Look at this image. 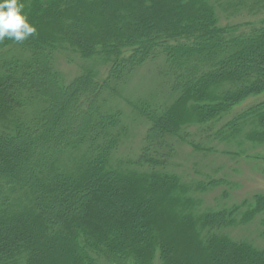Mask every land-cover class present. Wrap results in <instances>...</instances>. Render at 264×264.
<instances>
[{"label":"trees","instance_id":"obj_1","mask_svg":"<svg viewBox=\"0 0 264 264\" xmlns=\"http://www.w3.org/2000/svg\"><path fill=\"white\" fill-rule=\"evenodd\" d=\"M21 2L37 31L0 42V264H264V247L230 234L259 217L264 236V192L205 206L225 181L173 162L183 143L264 163V98L231 112L264 93V0ZM60 59L77 65L68 81ZM147 63L134 102L124 89Z\"/></svg>","mask_w":264,"mask_h":264},{"label":"rangeland","instance_id":"obj_2","mask_svg":"<svg viewBox=\"0 0 264 264\" xmlns=\"http://www.w3.org/2000/svg\"><path fill=\"white\" fill-rule=\"evenodd\" d=\"M243 13L236 14L232 17H225L223 12H221V23H235L251 19L256 20L254 16H241ZM77 61L79 62V60ZM59 67L66 81L77 72V65L67 63L62 59L59 60ZM153 70V64L151 63L137 68L130 81L126 84L124 96L135 102L140 96L144 95L150 86L149 79H152V75L154 74ZM262 98H264V93L255 97H249L235 106L231 112L235 113L248 104L259 101ZM119 105L125 112H130L129 105L124 100H119ZM142 124L144 123L140 122L139 124L138 122L133 124L134 127H131L128 138H126L120 147V154L124 156L130 154V156L134 157L135 154L133 153L139 147L137 143L144 130ZM188 132L190 133V140L192 142L203 146L214 147L218 151L224 148L228 149V146L226 147L225 144L218 140H205L204 132H199L196 127H190ZM173 162L176 170L184 178L187 177V174L191 177L202 179L206 178L204 174L207 173L216 179L225 181L202 195L205 206L216 208L217 205L232 204L258 192H264V163L259 160L250 159L243 155L232 156L220 152L205 155L193 151L187 144L181 143L178 145L177 143V153L173 157ZM223 191H227V197H222ZM261 230L262 227L259 222V217H256L255 220L249 221L245 225L233 227L230 230V234L236 239H249L257 246L264 247V236L261 235ZM59 262L60 259L57 258V263Z\"/></svg>","mask_w":264,"mask_h":264},{"label":"clouds","instance_id":"obj_3","mask_svg":"<svg viewBox=\"0 0 264 264\" xmlns=\"http://www.w3.org/2000/svg\"><path fill=\"white\" fill-rule=\"evenodd\" d=\"M24 9L21 0H0V42L8 38L20 43L36 34Z\"/></svg>","mask_w":264,"mask_h":264}]
</instances>
